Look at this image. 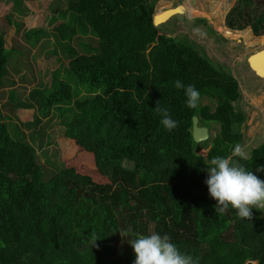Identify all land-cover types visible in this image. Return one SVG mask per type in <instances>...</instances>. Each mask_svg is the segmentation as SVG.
Here are the masks:
<instances>
[{
	"label": "trees",
	"instance_id": "trees-1",
	"mask_svg": "<svg viewBox=\"0 0 264 264\" xmlns=\"http://www.w3.org/2000/svg\"><path fill=\"white\" fill-rule=\"evenodd\" d=\"M45 1L51 0L30 3ZM156 1L69 0L85 26L75 30L71 23L62 40L90 39L84 48L66 49L71 58L63 75L33 87L30 104L20 103L35 111L25 127L34 133L38 157L14 121L18 93L10 90L5 100L8 90L1 84L8 83V66L15 71L26 64L39 37L28 38L23 29L26 44L7 46L0 26V264H133V248L119 233L129 227L133 239L167 234L199 264H264V211L253 208L251 220L231 208L215 212L205 183L210 160L230 156L240 138L244 116L231 104L239 97L236 81L185 38L158 34L151 22ZM251 2L234 10L229 28L248 25L255 35L264 30V0L252 9ZM14 9L12 4L5 13L8 21ZM176 80L213 99L211 111L200 102L189 109ZM158 100L178 122L171 132L160 124ZM193 115L216 123L217 132L194 142ZM55 119L65 138L93 155L103 184L65 168L47 150L46 132ZM206 147L205 156L197 153ZM232 159L264 180V172L256 171L264 165V142L250 150L248 160Z\"/></svg>",
	"mask_w": 264,
	"mask_h": 264
},
{
	"label": "rangeland",
	"instance_id": "rangeland-1",
	"mask_svg": "<svg viewBox=\"0 0 264 264\" xmlns=\"http://www.w3.org/2000/svg\"><path fill=\"white\" fill-rule=\"evenodd\" d=\"M0 3V26L6 30L5 45H25L22 36L23 29H27L28 38L39 37L38 44L32 48L29 59L25 60V65L14 70L8 67V73L2 82V90L17 89L18 93L14 105L17 119L14 120L20 129L28 137L31 144L34 145V133L32 130H26L25 125L33 120L34 110L23 108L30 104L29 91L42 83L51 82L52 75H63L67 68L68 60L71 58L70 52L66 49L76 47L81 49L86 47L87 35L75 36L76 40L63 41L61 35H67L65 31L70 30V24L75 23V30L82 29L83 17L78 10L77 5L73 6L69 0H51L45 2L30 3V0H18ZM21 1V6L19 2ZM105 1V0H101ZM250 9L254 8L256 2L263 3V0H251ZM245 0H157L153 12L159 9L171 8L181 5L184 9L180 13L172 14L168 19L156 25L158 34H164L172 37H181L189 41L200 55L205 56L215 67H221L223 71L228 72L236 81L239 97L232 101L234 110L240 112L244 119L239 126L240 138L237 142L247 153L250 150L264 142V78L257 76L247 65L246 57L251 52L264 47V30L258 34H253L251 28L246 25L241 29H232L227 26V22L235 20L234 10L243 5ZM15 5L12 15L10 14V23L5 13ZM28 9V13L20 12L19 8ZM243 7V6H240ZM12 16V17H11ZM55 21L52 22V19ZM15 23L20 24L18 28ZM61 24L58 31L55 28ZM23 26V27H22ZM77 34V33H76ZM41 51V54L40 52ZM35 58L33 57L35 54ZM264 69V65L262 66ZM23 78L25 82H20ZM5 99V98H4ZM3 99V100H4ZM21 104H24L20 106ZM200 104L209 105L213 108L214 100L210 97L202 96ZM2 109V108H1ZM5 115V113H3ZM10 115H12L10 113ZM55 119L51 123L52 127L47 130L48 141L51 143L47 150L54 152L60 158L65 168H73L76 173L90 177L96 183H104L95 167L94 157L91 153L85 152L71 141L63 136L61 126L57 125ZM208 129V136H213L217 130L216 123L198 122ZM2 125V124H1ZM32 134V135H31ZM236 144V145H237ZM36 145V144H35ZM235 145V146H236ZM234 146V147H235ZM36 148L37 157L40 150ZM44 149V148H43ZM234 149V148H233ZM206 148H198L197 153L205 156ZM43 163V158L39 157ZM104 179V180H103ZM115 246L114 255L118 256V249ZM244 264H254L253 261H247Z\"/></svg>",
	"mask_w": 264,
	"mask_h": 264
},
{
	"label": "clouds",
	"instance_id": "clouds-1",
	"mask_svg": "<svg viewBox=\"0 0 264 264\" xmlns=\"http://www.w3.org/2000/svg\"><path fill=\"white\" fill-rule=\"evenodd\" d=\"M174 86L184 90L185 103L189 109L199 106L201 94L195 86H186L180 80H176ZM155 111L160 115V124L165 130L171 132L178 127V122L171 117L169 110L159 106V100ZM233 157L244 161L249 159L248 153L239 144L234 147L230 156L213 157L206 168L208 176L205 183L210 197L216 201L215 212L225 213L231 208L236 210L238 217L251 220L253 208L264 211V180L239 161L233 162ZM256 171L264 172V165L257 166ZM119 233L122 239H128L133 248V264H199L198 258L181 252L167 234L152 232L133 239L131 227ZM97 239L99 238H93V245Z\"/></svg>",
	"mask_w": 264,
	"mask_h": 264
},
{
	"label": "water",
	"instance_id": "water-1",
	"mask_svg": "<svg viewBox=\"0 0 264 264\" xmlns=\"http://www.w3.org/2000/svg\"><path fill=\"white\" fill-rule=\"evenodd\" d=\"M179 7H181V5H176V6L171 7V8H165V9L161 10L160 14H161V13H164V12H167V11L172 12L171 15L174 14V13H180V12H182V11H180V10L176 11ZM157 15H159L158 12H154V13L151 15V22H152L153 25L160 24L161 22L165 21L166 19H168V18L171 16V15H170V16H168L167 18H165V19H163V20H161V21H157V22H156V17H157ZM261 51H264V47L259 48V49L255 50V51H253V52H251L250 54L247 55V57H246V63H247V65H248L249 68H250V67L253 68V67L251 66L252 63L255 64L256 62H258V61H256V60H255V62H253L254 57H252V56L256 55L257 53H260ZM263 61H264V59L261 61V63H262ZM252 65H253V64H252ZM262 66H263V65H262ZM255 67H256V66H255ZM251 68H250V69H251ZM251 70H252V69H251ZM253 71L256 72L255 69H253ZM190 134H191V138H192V140H193L194 142L204 141V140L208 137V129H207V127L204 126V125H199V124H198V119H197V117H196L195 115H193V116L191 117V128H190Z\"/></svg>",
	"mask_w": 264,
	"mask_h": 264
},
{
	"label": "bare ground",
	"instance_id": "bare-ground-1",
	"mask_svg": "<svg viewBox=\"0 0 264 264\" xmlns=\"http://www.w3.org/2000/svg\"><path fill=\"white\" fill-rule=\"evenodd\" d=\"M183 7L181 6V7H179L176 11H178V10H180V11H183ZM163 10V9H162ZM156 12H158V14L159 15H157V17H156V22L157 21H161V20H163V19H165V18H167L168 16H170L171 15V13L172 12H169V11H167V12H164V13H161L160 14V12H161V9H159L158 11H156ZM262 48V47H261ZM252 57H254V60H253V62H255V60L256 61H258V62H256L255 64L254 63H252L251 64V66L253 67V68H251L252 69V71H253V69H255L256 70V72H254L257 76H259L260 78H264V69L262 68V65H264V61L261 63V61L264 59V51H261L260 53H257L256 55H254V56H252ZM256 66V67H255Z\"/></svg>",
	"mask_w": 264,
	"mask_h": 264
},
{
	"label": "crops",
	"instance_id": "crops-1",
	"mask_svg": "<svg viewBox=\"0 0 264 264\" xmlns=\"http://www.w3.org/2000/svg\"><path fill=\"white\" fill-rule=\"evenodd\" d=\"M5 43H6V42H5ZM8 67H10V66H8ZM8 67H7V70H8ZM10 68H11V67H10ZM14 72H15V74H18V73H17V70H15ZM10 90H17V89H10ZM10 90L7 91V93H6V97H5V100L8 98V96H9V93H8V92H9ZM25 140H26L28 143H31L28 137H25ZM32 140H33V142H34L35 139H32ZM31 145H32L34 148H35V146H36L35 143H34V145H33V144H31Z\"/></svg>",
	"mask_w": 264,
	"mask_h": 264
}]
</instances>
